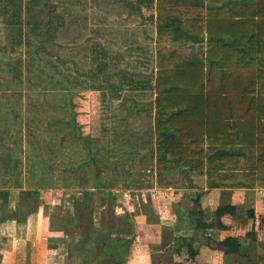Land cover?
I'll return each instance as SVG.
<instances>
[{"label": "trees", "instance_id": "trees-1", "mask_svg": "<svg viewBox=\"0 0 264 264\" xmlns=\"http://www.w3.org/2000/svg\"><path fill=\"white\" fill-rule=\"evenodd\" d=\"M53 6L48 11L51 43L60 27L59 12ZM155 10L168 15L156 26L155 36L154 144L150 157L155 159L156 186H171L169 176L177 171L184 189L197 187L194 178H204L206 188H264V0H156ZM48 56L53 68L47 73L48 85L53 91L63 90L65 85L55 79L59 58L50 50ZM97 65L100 69L105 64ZM68 122L71 134H76L85 148L86 159L67 164L61 173L81 171L80 190L100 191L105 200L116 205L108 184L102 182L97 151L82 133L75 114ZM87 163L88 170L82 169L80 165ZM32 170L35 165L30 164ZM31 178L14 185L11 182L20 189L19 201H26L23 206L28 209L23 217L36 208L39 189L59 185L45 178L35 181L34 175ZM92 194L71 202L72 221L83 229L74 250L92 264H124L133 240L124 233L127 229L132 233L130 224L126 221L123 228L105 224L98 231L106 236L105 243L91 240L85 220L86 200ZM6 197L7 193L0 191L1 208L7 204ZM234 211L230 205L216 207L212 217L218 221ZM194 215L198 218L190 221H197L196 228H204L200 218L205 213L198 209L190 212ZM247 215L252 217L253 212L249 210ZM5 218L6 214L0 215V221ZM217 227L225 226L218 223ZM250 235L252 232L246 233ZM219 246L226 254L245 255L240 238L227 237ZM186 251L191 258L196 252L189 244Z\"/></svg>", "mask_w": 264, "mask_h": 264}, {"label": "rangeland", "instance_id": "rangeland-1", "mask_svg": "<svg viewBox=\"0 0 264 264\" xmlns=\"http://www.w3.org/2000/svg\"><path fill=\"white\" fill-rule=\"evenodd\" d=\"M38 1L40 5L43 3L44 15L51 5L57 7L59 15H54L59 16L60 27L56 40L49 44L44 30L39 61L31 48L26 47L28 50L19 53L20 64L18 55L0 62V74L7 78L4 84L0 83V140L12 145L7 146L8 150H4V145L0 148V161L10 162L8 171L4 172L16 179L13 185L18 181L16 173L31 179L34 175L35 181L45 178L58 183L60 186L52 189H62L61 202H71L73 194L81 191L77 186L82 173L61 171L71 162L79 164L86 159L85 148L70 131L68 118L75 114L82 133L97 151L101 171L109 179L107 184L113 193L127 206L132 207L133 203L134 209L137 206L146 209L147 199L141 191L154 188L153 169L147 157L154 141L152 87L157 70L158 20L148 14L153 9L147 8V17L139 23L137 14L128 13L117 0ZM46 20L47 16L44 29ZM36 39L29 41L34 43ZM47 50L59 58L55 63L58 68L55 79L65 85L63 90L53 91L48 85L47 73L53 68L48 62ZM98 62L105 65L99 69ZM60 119V123L55 122ZM30 164L35 165L32 172ZM80 166L88 170V163ZM4 167L0 164V172ZM181 178L177 171L171 173V186L182 188ZM3 180L0 187L13 186ZM104 200L96 192L86 200V210L91 220L95 219L91 224L89 220L90 228L86 224V233L99 244L106 239L105 235L98 234L101 227L115 225L119 220V216L107 214L110 202Z\"/></svg>", "mask_w": 264, "mask_h": 264}, {"label": "crops", "instance_id": "crops-1", "mask_svg": "<svg viewBox=\"0 0 264 264\" xmlns=\"http://www.w3.org/2000/svg\"><path fill=\"white\" fill-rule=\"evenodd\" d=\"M117 1L122 2L128 13H136L139 23L147 17V8L153 9L148 14L157 17V25L168 16L155 10L156 0ZM42 6L43 3L40 5L38 0H0L1 63H5L4 59H9L11 55H18L19 59V53L30 48L36 60L41 59L39 52L43 54L44 30L47 32L46 39L49 44V10L44 15ZM45 16L47 20L44 29ZM33 37L35 39L38 37L34 43L29 41ZM46 53L48 54V50ZM4 78L7 79L1 73V84H4ZM22 78L24 79V76ZM151 128L153 132V121ZM3 145L4 150L10 149L7 146L12 147L0 140V148H3ZM150 151L151 148L147 157L150 161L149 166L153 169L154 188L141 191L142 196L147 199L146 209L138 206V209H134L133 203L132 207L127 206L109 187L116 205L112 200L107 207V214L119 216L118 223L109 224V227L123 228L127 221L132 230L131 234L129 229L124 232L127 237L133 236L124 264H250L247 257L253 260V264H264V188H206L204 178H194L196 188L184 189L175 186L158 188L155 159L150 157ZM139 156L141 157L140 154ZM1 159L4 160V157ZM9 163L0 161V164L8 169ZM17 177L18 181L24 182V176ZM101 178L102 182H109L102 171ZM0 180L10 184L16 179L3 170L0 172ZM22 188L25 189L24 185ZM85 190H88L87 193L96 192L103 195L100 191H92L91 188ZM85 190L76 191L72 200L86 195ZM0 191L7 193V204L4 208H1L0 200V215L6 214L5 220L0 221V264H92L89 258L74 250V243L83 234V229L76 227V223L72 221V201L61 202L62 189H39L36 208L24 217L28 208L25 206L26 201H19L20 189L7 185L6 188L0 187ZM43 191H46L50 198ZM226 205L233 206L235 211L224 214L218 221L214 219L213 210ZM198 209L205 213L200 218V223L205 225L204 228H196L197 221H190L191 217L198 218L197 215L190 216L191 211ZM249 210L253 212L252 217L247 215ZM125 213L128 218L125 217ZM88 216L85 223L89 227V220L91 224L95 219L91 220L90 212ZM218 223L225 227L218 228ZM96 225L100 226V223ZM248 232H252V235L246 236ZM227 237L240 238L245 255L226 254L219 243ZM187 244L196 251L192 258L186 251Z\"/></svg>", "mask_w": 264, "mask_h": 264}]
</instances>
